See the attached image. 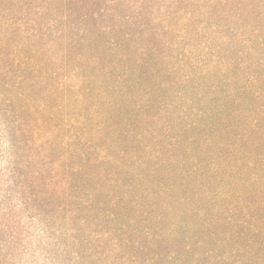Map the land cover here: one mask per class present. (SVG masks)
Segmentation results:
<instances>
[{
	"label": "trees",
	"instance_id": "1",
	"mask_svg": "<svg viewBox=\"0 0 264 264\" xmlns=\"http://www.w3.org/2000/svg\"><path fill=\"white\" fill-rule=\"evenodd\" d=\"M30 1L0 0L10 212L62 223L86 264L112 250L117 264H264V63L226 67L241 82L218 105L202 93L211 69L183 74L169 54L162 66L123 52L99 78L68 65L61 36L19 19L27 4L44 8ZM51 1L64 0H35ZM179 1L159 0L171 30L187 18L183 7L169 15Z\"/></svg>",
	"mask_w": 264,
	"mask_h": 264
},
{
	"label": "rangeland",
	"instance_id": "2",
	"mask_svg": "<svg viewBox=\"0 0 264 264\" xmlns=\"http://www.w3.org/2000/svg\"><path fill=\"white\" fill-rule=\"evenodd\" d=\"M181 1L169 10V15L183 7L187 18L175 21L172 17L170 21L180 24L173 30L156 19L159 0H86L82 8L69 0L60 4L51 1L50 5L32 0L30 3L44 5L42 11L27 4L25 7L30 10L22 9L18 17L25 16L23 21L41 25L38 33L43 38L61 36L62 49L68 50L72 58L68 65L88 67L99 78L114 69L123 52L130 54V63L142 56H155L156 59L148 60L162 66L166 65L168 54L172 55L175 65L187 67L183 74L211 69L209 85L202 93L213 95L218 105L231 93L229 88L236 87L238 91L245 70L256 71V64L264 63V0ZM6 19L9 20L4 16ZM145 29L148 33L140 34ZM180 59L186 62L179 63ZM230 64L240 76L235 74V78L228 79L231 73L224 75L223 70ZM252 74L255 73L250 71L251 77ZM4 129L0 119V173L9 153ZM4 199L0 175V264H86L91 260L81 250L77 253L76 241L64 233L62 223H43L36 213L21 207L10 212ZM10 200L13 207L18 204V200ZM106 262L117 264L113 250L96 264Z\"/></svg>",
	"mask_w": 264,
	"mask_h": 264
}]
</instances>
